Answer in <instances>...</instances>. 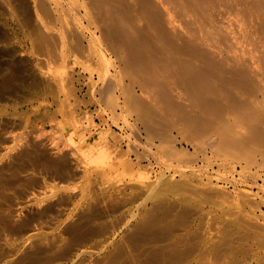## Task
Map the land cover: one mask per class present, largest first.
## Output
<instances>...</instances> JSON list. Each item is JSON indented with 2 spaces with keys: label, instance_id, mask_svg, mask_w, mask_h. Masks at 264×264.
<instances>
[{
  "label": "rangeland",
  "instance_id": "374dc122",
  "mask_svg": "<svg viewBox=\"0 0 264 264\" xmlns=\"http://www.w3.org/2000/svg\"><path fill=\"white\" fill-rule=\"evenodd\" d=\"M55 51L0 0V264H264V180L124 139L99 64Z\"/></svg>",
  "mask_w": 264,
  "mask_h": 264
},
{
  "label": "bare ground",
  "instance_id": "6f19581e",
  "mask_svg": "<svg viewBox=\"0 0 264 264\" xmlns=\"http://www.w3.org/2000/svg\"><path fill=\"white\" fill-rule=\"evenodd\" d=\"M31 1L48 53L99 64L89 82L124 139L264 180V0Z\"/></svg>",
  "mask_w": 264,
  "mask_h": 264
}]
</instances>
